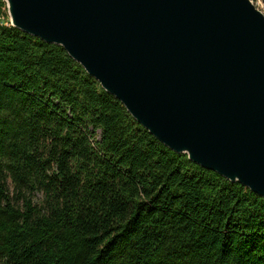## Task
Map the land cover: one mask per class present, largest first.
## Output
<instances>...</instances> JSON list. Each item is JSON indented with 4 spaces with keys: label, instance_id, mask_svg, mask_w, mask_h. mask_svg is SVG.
Listing matches in <instances>:
<instances>
[{
    "label": "trees",
    "instance_id": "trees-1",
    "mask_svg": "<svg viewBox=\"0 0 264 264\" xmlns=\"http://www.w3.org/2000/svg\"><path fill=\"white\" fill-rule=\"evenodd\" d=\"M0 264H264V198L163 146L0 0Z\"/></svg>",
    "mask_w": 264,
    "mask_h": 264
},
{
    "label": "water",
    "instance_id": "water-1",
    "mask_svg": "<svg viewBox=\"0 0 264 264\" xmlns=\"http://www.w3.org/2000/svg\"><path fill=\"white\" fill-rule=\"evenodd\" d=\"M169 150L264 198V16L250 0H3Z\"/></svg>",
    "mask_w": 264,
    "mask_h": 264
},
{
    "label": "rangeland",
    "instance_id": "rangeland-1",
    "mask_svg": "<svg viewBox=\"0 0 264 264\" xmlns=\"http://www.w3.org/2000/svg\"><path fill=\"white\" fill-rule=\"evenodd\" d=\"M252 4L255 6V8L260 11L264 16V4L261 2V0H250Z\"/></svg>",
    "mask_w": 264,
    "mask_h": 264
}]
</instances>
